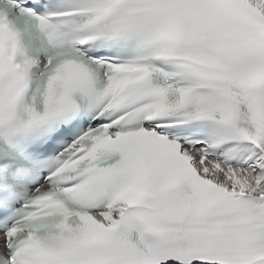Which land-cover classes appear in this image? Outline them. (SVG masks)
Instances as JSON below:
<instances>
[{
  "label": "snow or ice",
  "instance_id": "snow-or-ice-1",
  "mask_svg": "<svg viewBox=\"0 0 264 264\" xmlns=\"http://www.w3.org/2000/svg\"><path fill=\"white\" fill-rule=\"evenodd\" d=\"M0 264H264V0H0Z\"/></svg>",
  "mask_w": 264,
  "mask_h": 264
}]
</instances>
